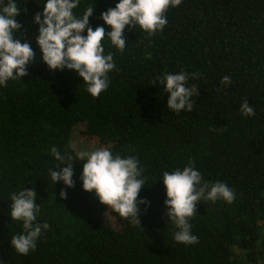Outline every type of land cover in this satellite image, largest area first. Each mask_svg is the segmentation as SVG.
<instances>
[{"label":"trees","instance_id":"1","mask_svg":"<svg viewBox=\"0 0 264 264\" xmlns=\"http://www.w3.org/2000/svg\"><path fill=\"white\" fill-rule=\"evenodd\" d=\"M16 2L23 27L14 37L30 41L37 60L27 76L0 87V264H264V0H182L150 39L138 25L126 26L123 52L105 37V55L112 53L116 68L95 98L76 72L50 71L40 59L33 17L45 0ZM118 2L80 0L73 11L82 16L92 6L91 27L109 32L100 15ZM181 71L199 95L192 111L177 114L166 106L164 86L153 81ZM225 76L228 85L221 83ZM245 100L255 116L240 112ZM73 128L84 142L137 157L145 180L138 200L150 202L146 211L139 205L141 225L108 213L94 191L83 190L84 161L73 162L75 187L51 180L49 169L59 163L52 149L75 155ZM189 162L202 183H225L235 196L231 204H197L194 245L174 240L161 180ZM24 188L35 189L37 221L50 226L28 255L11 247L23 229L11 220L10 195Z\"/></svg>","mask_w":264,"mask_h":264},{"label":"clouds","instance_id":"2","mask_svg":"<svg viewBox=\"0 0 264 264\" xmlns=\"http://www.w3.org/2000/svg\"><path fill=\"white\" fill-rule=\"evenodd\" d=\"M79 3L80 0H45L42 11L33 17V23L38 25L35 41L42 54L40 59L50 71L67 69L76 72L86 85V91L95 98L107 90L110 84L108 74L116 68L112 53L105 55L104 38L107 37L118 51L123 52L126 48L125 27L134 30L138 25L150 39L167 25L168 9L178 7L182 0H119L114 8H108L100 15L104 24L110 26L109 32L103 26H97L95 30L91 27L92 6L87 7L82 16H77L73 10ZM21 11L23 9L18 7L16 0H0V87H7L9 81L27 76L29 65L37 60L30 41L21 43V39L14 37V33L23 27L16 20ZM85 30L86 35H83ZM148 58H151L150 54ZM196 78L197 74L193 73L192 79ZM188 81L189 74L181 71L157 76L153 84L158 82L164 86L168 94L166 106L179 114L185 110L192 111V97L199 95L197 86H189ZM221 83L228 85L231 78L225 76ZM240 112L245 117L256 114L247 100L241 103ZM70 147L75 148L74 145ZM52 155L59 162L56 170L49 169L52 181H62L67 188L75 187L73 162L84 161L79 177L83 190L88 193L94 191L95 199L107 206L108 213L111 210L121 218L141 225L139 205H145L146 211L150 202L138 200L145 180L141 178L143 169L136 156L113 155L108 148L80 150L75 155L67 151L62 154L53 148ZM193 165L194 162H189L182 170L165 171L161 179L166 190L165 215L176 229L174 240L184 245L199 243L198 236L192 234L190 223L197 214L198 203L223 200L231 204L235 199L233 191L225 183H202L201 173ZM59 195L61 199L67 198L64 189ZM10 200L11 220L21 222L23 229L11 237V247L20 255H28L36 249L37 240L50 226L47 222L37 221L39 206L34 188L13 192Z\"/></svg>","mask_w":264,"mask_h":264},{"label":"rangeland","instance_id":"3","mask_svg":"<svg viewBox=\"0 0 264 264\" xmlns=\"http://www.w3.org/2000/svg\"><path fill=\"white\" fill-rule=\"evenodd\" d=\"M69 143H70V146L71 145L75 146L74 149L72 148L75 152L80 151V150L92 151V150H95L96 148H104L102 146H98L95 144H90L88 142L82 141L77 135V128H73L71 130L70 135H69ZM104 219H105V223L111 227L110 221L107 215L104 216Z\"/></svg>","mask_w":264,"mask_h":264}]
</instances>
